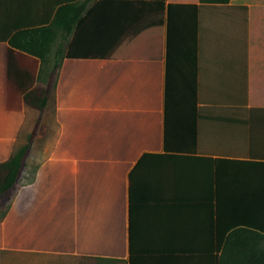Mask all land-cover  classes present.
Instances as JSON below:
<instances>
[{"label":"crops","instance_id":"crops-1","mask_svg":"<svg viewBox=\"0 0 264 264\" xmlns=\"http://www.w3.org/2000/svg\"><path fill=\"white\" fill-rule=\"evenodd\" d=\"M44 1L32 0V13L50 14ZM114 2L54 77L55 143L39 167L29 162V179L10 191L16 196L0 200V209L9 206L0 221V255L25 254L26 264H131L130 173L139 163L134 264H216L177 247L178 239L195 237L196 213L188 204L182 212L175 199L179 177L182 186L192 184L193 160L141 159L165 150L168 76L178 92L200 96L209 144L227 137L218 126L225 117L243 115V96L246 108L264 109V0ZM39 70L38 58L0 41V162L35 117L24 94Z\"/></svg>","mask_w":264,"mask_h":264},{"label":"trees","instance_id":"trees-1","mask_svg":"<svg viewBox=\"0 0 264 264\" xmlns=\"http://www.w3.org/2000/svg\"><path fill=\"white\" fill-rule=\"evenodd\" d=\"M31 1L0 0V41L40 60L38 82L24 94L25 105L33 108L36 114L20 129L9 159L0 162V200L8 199L18 182L29 179V162L35 164L36 169L49 154L51 148L40 159L31 157L36 154L33 149L39 132L52 133L54 128L52 145L55 143L58 122L54 77L64 58L73 54L79 39L115 3L114 0H45L43 6L52 8L51 13L37 15L32 13ZM201 1L228 4L233 0ZM239 7L246 14L247 7ZM228 101L233 103L234 100ZM201 102L197 94L178 92L175 86H171L168 76L164 111L165 150L163 153H145L141 160L164 158L165 154H186L184 158L193 160L195 169L188 174L192 184L182 186L179 177L175 199L182 204L179 207L182 212L186 209L183 204H188L196 213L192 224L195 237L192 240L178 239V249L192 248L196 254H202L216 264H264V141H261L264 139V109L246 108L247 96H243L240 100L243 115L236 121L225 117L223 124L218 125L227 137L219 146L217 141L211 142L214 147H221L216 151L208 149L211 144L202 139L207 128L202 123ZM217 129L215 125L211 127L213 131ZM236 132L241 134L239 141L229 136ZM139 166L138 163L130 173L131 264L135 262L137 246L134 221L135 204L139 200L136 179ZM8 207L0 209V221ZM174 244L175 241L171 246ZM168 245L164 244L163 249L170 250Z\"/></svg>","mask_w":264,"mask_h":264},{"label":"rangeland","instance_id":"rangeland-1","mask_svg":"<svg viewBox=\"0 0 264 264\" xmlns=\"http://www.w3.org/2000/svg\"><path fill=\"white\" fill-rule=\"evenodd\" d=\"M53 130L52 133L48 132L46 134L40 133L38 134L37 141L35 142V146L33 149V152L36 154H46L48 153V150L52 148V142L54 140L53 136ZM55 132V131H54ZM17 193V190H14V194L9 195L10 197H15ZM4 201V200H1ZM26 256L25 254H4L0 255V264H26Z\"/></svg>","mask_w":264,"mask_h":264}]
</instances>
